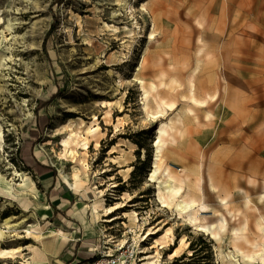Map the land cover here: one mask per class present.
<instances>
[{"label": "rangeland", "instance_id": "rangeland-1", "mask_svg": "<svg viewBox=\"0 0 264 264\" xmlns=\"http://www.w3.org/2000/svg\"><path fill=\"white\" fill-rule=\"evenodd\" d=\"M0 144V264H264V0H0Z\"/></svg>", "mask_w": 264, "mask_h": 264}, {"label": "bare ground", "instance_id": "bare-ground-1", "mask_svg": "<svg viewBox=\"0 0 264 264\" xmlns=\"http://www.w3.org/2000/svg\"><path fill=\"white\" fill-rule=\"evenodd\" d=\"M197 9L200 7V5H196ZM223 8V11H220V22L221 23H224L225 22V18H226V11H225V6L221 5V10ZM208 9L209 7H207L204 11V13L208 12ZM210 30V28H209ZM215 31H220V28H215L213 29ZM221 33V32H220ZM153 29L152 31L150 32L149 34V40L152 39L153 37ZM191 92V99L192 101L196 104V105H203L204 104V100H197L195 98L196 94H195V89H191L190 90ZM146 93V92H144ZM203 98V97H202ZM160 105H166V103L162 100V99H159V102H158V106ZM170 107V106H169ZM158 141L156 142L155 144V148H156V152H155V155H154V159H153V162H152V167H153V172L151 173L150 175V179L153 180L155 178V174L157 172V170L159 169V161H160V157H161V154H162V150H163V147H164V142L162 140V135L164 134V128L163 126L159 128L158 130ZM74 135V133L71 131L70 132V135H69V138L72 137ZM79 136V135H78ZM77 137V136H76ZM80 137V136H79ZM81 142H84L83 145H87V142H86V139H81ZM65 146L68 145V142L67 141H64L63 142ZM1 146V144H0ZM73 179H74V182L71 183L69 180H67V178L65 177H62V181L64 184H66L71 190H77L78 189V186H79V178L77 175H73ZM171 183V184H170ZM169 183V186L167 187V190L168 192H170L171 194L173 193H176L178 191V189L176 187L173 186V184L175 183V180L174 179H171ZM0 193L4 194V195H7V196H14V186L13 184L9 183V182H5L4 179L0 176ZM101 193V192H99ZM190 201L189 202H184V206L182 207L181 204H177V207L178 209H181V210H185L186 208H189L190 206ZM120 206H122V204H118V205H115V206H110V207H107L105 205V202L103 200H101L99 203L95 204L93 206V216L98 219L100 216L103 217V218H106V219H101V221H104V222H113V221H116L119 216L118 215H113L115 213L116 210H118L120 208ZM186 212V211H184ZM101 213V214H100ZM136 214H134L135 216ZM84 227H85V230L87 231L90 226L87 224V223H84ZM152 232L148 233L147 235H150ZM62 235V234H61ZM4 232L0 229V241L4 239ZM110 242V240H109ZM9 251L7 250H2L0 251V257H10L9 255ZM141 264H151L150 262H142ZM245 264H250V260L249 261H246Z\"/></svg>", "mask_w": 264, "mask_h": 264}, {"label": "built area", "instance_id": "built-area-1", "mask_svg": "<svg viewBox=\"0 0 264 264\" xmlns=\"http://www.w3.org/2000/svg\"><path fill=\"white\" fill-rule=\"evenodd\" d=\"M135 241L130 239H119L115 241L109 252L97 251L92 260H78L73 264H138L140 262L139 252L136 250Z\"/></svg>", "mask_w": 264, "mask_h": 264}, {"label": "crops", "instance_id": "crops-1", "mask_svg": "<svg viewBox=\"0 0 264 264\" xmlns=\"http://www.w3.org/2000/svg\"><path fill=\"white\" fill-rule=\"evenodd\" d=\"M84 239H85L84 237H82V238H78V239L76 240V241H77L76 244L73 245V247H74V250H73L74 253L69 254L70 256H67V257H69L70 259L73 258L72 261L70 262V264H73L74 262L77 261V257H74V255H75L76 251H78V250L81 249L80 246L84 244ZM75 246H76V248H75ZM69 258H67V259H69ZM80 260H82V259H80Z\"/></svg>", "mask_w": 264, "mask_h": 264}, {"label": "trees", "instance_id": "trees-1", "mask_svg": "<svg viewBox=\"0 0 264 264\" xmlns=\"http://www.w3.org/2000/svg\"><path fill=\"white\" fill-rule=\"evenodd\" d=\"M74 257H79L84 261H89V260H92L94 258V256L92 254H90V252H88L87 250L76 251Z\"/></svg>", "mask_w": 264, "mask_h": 264}]
</instances>
